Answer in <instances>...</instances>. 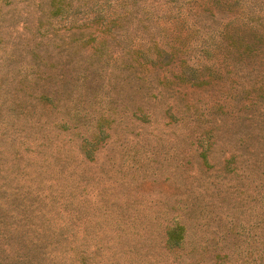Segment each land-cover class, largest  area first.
<instances>
[{
    "label": "rangeland",
    "instance_id": "obj_1",
    "mask_svg": "<svg viewBox=\"0 0 264 264\" xmlns=\"http://www.w3.org/2000/svg\"><path fill=\"white\" fill-rule=\"evenodd\" d=\"M255 32L264 0H0V264H264Z\"/></svg>",
    "mask_w": 264,
    "mask_h": 264
},
{
    "label": "trees",
    "instance_id": "obj_2",
    "mask_svg": "<svg viewBox=\"0 0 264 264\" xmlns=\"http://www.w3.org/2000/svg\"><path fill=\"white\" fill-rule=\"evenodd\" d=\"M218 1H224V0H218ZM88 22H90V20ZM88 22H85V24H87ZM254 35L256 36V39L254 37V42L248 40L250 37L246 38L245 41H244V50H245L246 53H248V52L251 53L253 51H255L257 53V51H260V50H258L255 47L254 43H258L259 42V44H260L262 42L263 38H264V33L255 32ZM91 39H94V36L88 38L89 41H91ZM230 40L233 41V38L230 39ZM158 60H159V58H158ZM176 76H177L178 80L181 83L185 82L187 84L189 81H191V83H188V86H190L191 84L197 85L199 82H201V79H198V77H195V76H189V75H186V74H179V75L177 74ZM205 82H203V83H205ZM263 97H264V95H263ZM46 98L49 99L47 101H51L52 100V99H50L49 95H46ZM53 102L54 101H52V103ZM170 230L168 231V240L170 239L172 241L169 240V242L175 243L178 240L173 234H179V231L178 230H172V229H170ZM1 233H2V230L0 231V234ZM4 241L5 240H3V237L0 235V243L2 244ZM10 243L13 245V241L10 242ZM17 243H19V242H17ZM8 245H10V244H8ZM0 258H1V260H3V256L0 255Z\"/></svg>",
    "mask_w": 264,
    "mask_h": 264
}]
</instances>
